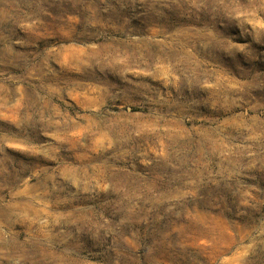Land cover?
Instances as JSON below:
<instances>
[{
	"label": "rangeland",
	"instance_id": "374dc122",
	"mask_svg": "<svg viewBox=\"0 0 264 264\" xmlns=\"http://www.w3.org/2000/svg\"><path fill=\"white\" fill-rule=\"evenodd\" d=\"M0 264H264V0H0Z\"/></svg>",
	"mask_w": 264,
	"mask_h": 264
}]
</instances>
